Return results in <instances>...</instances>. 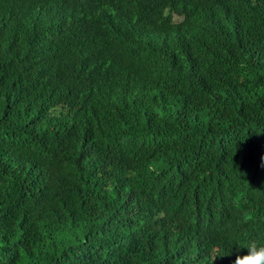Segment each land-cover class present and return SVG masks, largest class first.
I'll return each instance as SVG.
<instances>
[{
	"label": "trees",
	"instance_id": "trees-1",
	"mask_svg": "<svg viewBox=\"0 0 264 264\" xmlns=\"http://www.w3.org/2000/svg\"><path fill=\"white\" fill-rule=\"evenodd\" d=\"M250 240L264 0H0V264H232Z\"/></svg>",
	"mask_w": 264,
	"mask_h": 264
},
{
	"label": "clouds",
	"instance_id": "clouds-1",
	"mask_svg": "<svg viewBox=\"0 0 264 264\" xmlns=\"http://www.w3.org/2000/svg\"><path fill=\"white\" fill-rule=\"evenodd\" d=\"M240 248H246L247 252H238L232 264H264V243L250 240Z\"/></svg>",
	"mask_w": 264,
	"mask_h": 264
}]
</instances>
